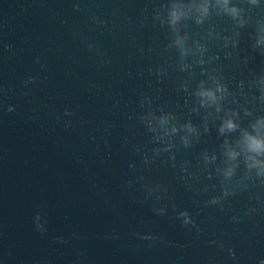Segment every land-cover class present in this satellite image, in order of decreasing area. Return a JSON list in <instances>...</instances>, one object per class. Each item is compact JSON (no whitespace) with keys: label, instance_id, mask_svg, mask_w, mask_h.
Instances as JSON below:
<instances>
[{"label":"water","instance_id":"water-1","mask_svg":"<svg viewBox=\"0 0 264 264\" xmlns=\"http://www.w3.org/2000/svg\"><path fill=\"white\" fill-rule=\"evenodd\" d=\"M245 133L264 0H0V264H264Z\"/></svg>","mask_w":264,"mask_h":264},{"label":"clouds","instance_id":"clouds-1","mask_svg":"<svg viewBox=\"0 0 264 264\" xmlns=\"http://www.w3.org/2000/svg\"><path fill=\"white\" fill-rule=\"evenodd\" d=\"M227 2V0H225V3ZM230 11H235V9H231ZM201 97L207 98L211 101L215 100V96L211 91H202L200 93H198ZM12 109H9V111H11ZM66 115L68 113H65ZM236 127V125L229 119V120H225L223 122L222 127L220 128L221 132H224L225 129L231 131L234 130ZM189 130H191V128H189ZM243 144L246 147L247 151L249 153H257L259 154L260 152L264 151V141H262L261 139H259L256 136H251L248 135L247 133L244 134V138H243ZM229 158H234L236 153L234 152H229L228 153ZM249 159H252V157H249ZM254 163H256L255 161H253ZM215 202V201H213ZM39 217L37 216L35 218V220H38ZM38 230L43 231V225L42 224H37Z\"/></svg>","mask_w":264,"mask_h":264}]
</instances>
